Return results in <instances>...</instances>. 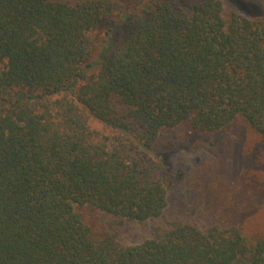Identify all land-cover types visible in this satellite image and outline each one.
Listing matches in <instances>:
<instances>
[{
  "label": "trees",
  "instance_id": "1",
  "mask_svg": "<svg viewBox=\"0 0 264 264\" xmlns=\"http://www.w3.org/2000/svg\"><path fill=\"white\" fill-rule=\"evenodd\" d=\"M236 124L264 145V0H0V264H264V233L166 215L161 133Z\"/></svg>",
  "mask_w": 264,
  "mask_h": 264
},
{
  "label": "rangeland",
  "instance_id": "2",
  "mask_svg": "<svg viewBox=\"0 0 264 264\" xmlns=\"http://www.w3.org/2000/svg\"><path fill=\"white\" fill-rule=\"evenodd\" d=\"M155 152L169 166L175 183L166 215L193 219L202 225L240 224L247 235L264 233V145L246 125L204 135L187 127L161 133ZM96 237L103 236L110 218L79 209ZM142 224L127 223L117 239L141 243Z\"/></svg>",
  "mask_w": 264,
  "mask_h": 264
}]
</instances>
